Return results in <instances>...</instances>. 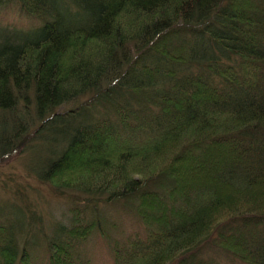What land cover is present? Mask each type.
<instances>
[{
    "label": "trees",
    "instance_id": "obj_1",
    "mask_svg": "<svg viewBox=\"0 0 264 264\" xmlns=\"http://www.w3.org/2000/svg\"><path fill=\"white\" fill-rule=\"evenodd\" d=\"M13 5L38 24L0 18V163L30 152L37 178L84 207L44 240L47 263L90 264L80 243L122 202L147 235L110 264H224L202 255L213 247L264 264V0H0V12ZM23 195L0 201V264H37L45 234Z\"/></svg>",
    "mask_w": 264,
    "mask_h": 264
},
{
    "label": "rangeland",
    "instance_id": "obj_2",
    "mask_svg": "<svg viewBox=\"0 0 264 264\" xmlns=\"http://www.w3.org/2000/svg\"><path fill=\"white\" fill-rule=\"evenodd\" d=\"M0 13L3 23L12 22L21 27L38 24L36 19L26 15L16 5L10 6L8 10ZM71 106V103L63 104L57 110L63 111ZM31 116L33 118L29 122L32 125L35 124L32 128L35 129L38 127L39 120L34 117V113ZM3 125H5L7 131H12V123L9 117ZM33 139L34 141L31 144L37 142L35 138ZM42 147L44 148V146ZM44 157L48 158V155ZM31 158H33L31 153L25 150L22 154L19 151L15 155H10L0 163V201H5L8 197L13 196V193L16 194L18 190L23 192V196L32 204L31 208L35 209L37 227L39 226L41 229L39 231L45 234L38 247L33 251V260L37 264H48V254L45 252L47 248L44 240L51 233L53 234L54 225L59 226L61 223L69 222L74 207H81V209L84 207L66 199L67 195L60 196L50 184L41 182L33 171ZM122 206V202H116L100 208L104 217L102 223L96 229L97 231L95 230L90 237L80 243L79 252L90 260V264H110L113 260V250L116 245L124 246L132 239L144 238L147 235V225L138 214L132 210H126ZM89 213H92V211L89 210L87 214ZM202 255L214 258L224 264L241 263V261L234 259L231 254L215 247L204 248Z\"/></svg>",
    "mask_w": 264,
    "mask_h": 264
}]
</instances>
